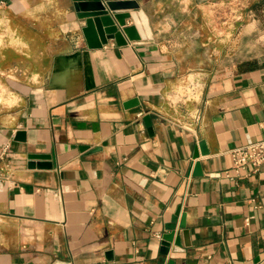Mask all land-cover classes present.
I'll list each match as a JSON object with an SVG mask.
<instances>
[{
    "label": "crops",
    "instance_id": "obj_1",
    "mask_svg": "<svg viewBox=\"0 0 264 264\" xmlns=\"http://www.w3.org/2000/svg\"><path fill=\"white\" fill-rule=\"evenodd\" d=\"M0 1L17 96L0 114V264H264V166L238 176L231 156L264 142V52L216 51L221 5H250L235 30L261 32L264 0H131L134 39L119 27L97 49L75 0ZM195 78L198 100L172 106Z\"/></svg>",
    "mask_w": 264,
    "mask_h": 264
},
{
    "label": "water",
    "instance_id": "obj_2",
    "mask_svg": "<svg viewBox=\"0 0 264 264\" xmlns=\"http://www.w3.org/2000/svg\"><path fill=\"white\" fill-rule=\"evenodd\" d=\"M138 5L131 0H75V9L78 17L85 21L83 34L85 36L88 48L97 49L108 43L109 37L117 41L121 36L118 28L130 39L133 40L132 32L135 27H127L126 20L132 18L129 11H137ZM117 24V25H116ZM203 150V144H201ZM198 154H195V157ZM179 212L173 217L172 221L166 227L167 233L161 240V254L167 255L175 235V226ZM179 239L175 241L176 247H179Z\"/></svg>",
    "mask_w": 264,
    "mask_h": 264
},
{
    "label": "rangeland",
    "instance_id": "obj_3",
    "mask_svg": "<svg viewBox=\"0 0 264 264\" xmlns=\"http://www.w3.org/2000/svg\"><path fill=\"white\" fill-rule=\"evenodd\" d=\"M262 5L264 11V3ZM249 6L250 5L247 7L246 3L240 4L236 2L223 4L221 5V8L218 9L216 14L217 23H225L223 26H231L232 29V35L229 39L217 43L216 51L222 58L227 57V55L230 54L229 56L235 61L236 59L252 56L257 52H264V31H253L252 33H249V29H246V27L244 28L243 26H240L238 30H235V28H237L235 27V23L237 22L242 23V25L252 22L247 18L244 19V22L240 19L245 7L249 8ZM258 17H260V22L264 25V12ZM10 34L11 33L6 30V24L1 21L0 14V59L2 50L6 44L9 43L6 39ZM218 34L221 33L219 32ZM217 38L223 39L221 35L217 36ZM1 75L0 70V114L6 112L8 107H13L17 102V96L12 94L13 90L10 89V85L7 83L5 77H2ZM11 85L17 87L14 83Z\"/></svg>",
    "mask_w": 264,
    "mask_h": 264
},
{
    "label": "built area",
    "instance_id": "obj_4",
    "mask_svg": "<svg viewBox=\"0 0 264 264\" xmlns=\"http://www.w3.org/2000/svg\"><path fill=\"white\" fill-rule=\"evenodd\" d=\"M3 5V2L0 1ZM202 93L201 84L198 78L187 79L182 87V91L173 93L169 96L172 106L182 108L191 102H196ZM232 168L235 173L240 175L250 172L256 173L264 166V142H254L247 146H242L231 151Z\"/></svg>",
    "mask_w": 264,
    "mask_h": 264
},
{
    "label": "bare ground",
    "instance_id": "obj_5",
    "mask_svg": "<svg viewBox=\"0 0 264 264\" xmlns=\"http://www.w3.org/2000/svg\"><path fill=\"white\" fill-rule=\"evenodd\" d=\"M139 22H141V21H139ZM139 24V23H138ZM150 34V33H149ZM146 35H147V33H146ZM138 36V35H137Z\"/></svg>",
    "mask_w": 264,
    "mask_h": 264
}]
</instances>
